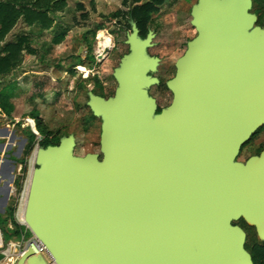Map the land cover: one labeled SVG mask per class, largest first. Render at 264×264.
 <instances>
[{
    "label": "water",
    "instance_id": "95a60500",
    "mask_svg": "<svg viewBox=\"0 0 264 264\" xmlns=\"http://www.w3.org/2000/svg\"><path fill=\"white\" fill-rule=\"evenodd\" d=\"M251 6L194 8L199 36L160 114L148 96L159 84L148 76L160 63L147 56L155 36L141 41L135 28L117 96L91 94L104 160L75 156L73 137L39 148L26 216L35 241L17 264H254L234 224L243 219L264 241V152L237 162L264 128V29Z\"/></svg>",
    "mask_w": 264,
    "mask_h": 264
},
{
    "label": "rangeland",
    "instance_id": "374dc122",
    "mask_svg": "<svg viewBox=\"0 0 264 264\" xmlns=\"http://www.w3.org/2000/svg\"><path fill=\"white\" fill-rule=\"evenodd\" d=\"M66 1L68 6L64 12L50 15L54 21L51 30H43L40 25L30 27L21 19L1 43V47L5 48L28 39L23 51V63L0 82V90L14 87L13 103L16 107L12 118L0 116V186L4 183L8 185L6 189L13 187L6 205L3 199L7 192H0V231L4 240L3 244L0 238V255L8 249L11 241H16L18 247L17 255H10L11 250L7 251L8 258L0 261V264H13L18 259L20 249L24 252L35 241L32 234L7 242L3 232V222L12 218L30 231L26 222H22L20 211L27 197L33 170L39 168L37 164L33 165V153H29L32 135H40L36 129L35 116L40 115L51 135L50 140L59 141L57 146L63 140L73 137L76 140L75 156L85 158L97 155L101 161L104 160V120L98 117L93 125L89 123L90 119H97L90 107L91 94L105 100L115 98L119 88L115 78L116 70L132 54L129 38L134 34L137 23L132 13L145 4H137L134 0ZM162 1L164 5L152 14L150 26L156 39L147 51V56L160 59L158 70L149 73V76L161 82L150 89L149 96L156 99L159 107L164 110L172 102L166 93V84L176 78L177 63L185 56L196 32L190 24V12L181 11L182 0ZM60 35L63 39L56 45L55 41ZM108 38L112 40L113 48L109 57L100 63L96 54L100 51V42ZM78 67H82L81 72L85 74L80 73ZM37 145H34V150ZM262 152L264 128L253 136L237 162L247 164ZM22 161L26 173L19 182L15 180ZM7 163L9 170L2 173V167ZM20 184L22 192L18 195ZM11 222L7 225L9 231L14 229Z\"/></svg>",
    "mask_w": 264,
    "mask_h": 264
},
{
    "label": "trees",
    "instance_id": "16d2710c",
    "mask_svg": "<svg viewBox=\"0 0 264 264\" xmlns=\"http://www.w3.org/2000/svg\"><path fill=\"white\" fill-rule=\"evenodd\" d=\"M145 0H134L135 3H141ZM66 0H0V82L3 78L10 76L15 70H17L24 61V47L28 43V39H22L17 44H10L5 48L1 47V43L6 40L8 35L13 31L21 19H24L28 26L34 27L40 25L43 30H51L54 21L50 18L51 14L62 13L67 8ZM154 10L151 8H138L133 11L132 16L137 20V27L141 28L142 24L145 25ZM63 36L60 35L55 43H60ZM15 97V89L5 88L0 90V115L5 114L12 118L16 112V107L13 103ZM161 113V110H159ZM36 129L40 133V140L37 136L32 135L31 146L29 153H33L34 145L39 144L41 148L47 149L50 146H57L59 141H51V135L47 131V128L40 117L35 116ZM98 119H90V124L93 125ZM32 124V123H31ZM263 129V128H262ZM87 130V128H85ZM260 131V130H259ZM258 131V132H259ZM258 132L254 135L256 136ZM253 138V137H252ZM246 145L243 147L242 151ZM19 165H25L22 161ZM24 175L17 176L15 181L21 182L26 173V166H24ZM22 185H19L17 194L19 195ZM13 222L14 229L9 231L7 228L8 222ZM11 222V223H12ZM235 225L241 227L248 235L246 242V250L252 255L254 264H264V241L258 238L255 228H251L242 219ZM12 228V226H10ZM3 232L7 242L13 238L22 239L25 236H32L31 231H27L24 227L20 226L14 218L3 222ZM11 253L10 255L18 254V247L16 241H11ZM4 259L3 255H0V261Z\"/></svg>",
    "mask_w": 264,
    "mask_h": 264
},
{
    "label": "flooded vegetation",
    "instance_id": "af4514ba",
    "mask_svg": "<svg viewBox=\"0 0 264 264\" xmlns=\"http://www.w3.org/2000/svg\"><path fill=\"white\" fill-rule=\"evenodd\" d=\"M151 0H145V1H143V2H141V3H137V4H142V3H144L145 2V4H143V5H141V7H138V8H143V7H145V8H151V9H153L154 10V13L155 12H157L158 10H159V8L161 7V6H163L164 4H163V1L162 0H155V1H151ZM147 2V3H146ZM182 5H181V11H184V12H190L189 13V17H190V24H191V26H192V28L194 29V31L196 32V36H195V38L193 39V41L194 40H196V38L199 36V32H198V30H197V28L194 26V20H195V18H194V16H193V11H194V8H196V7H198L199 5H200V3H201V0H182ZM137 8V9H138ZM136 9H134V11H135ZM154 13H152V14H154ZM152 14H151V16H150V19H149V21L145 24V25H143L142 24V26H141V28H138L137 27V23H135V26H136V28L139 30V36H138V38L141 40V41H145V40H147L148 39V37H149V35L150 34H153L154 36H155V38H154V40L156 39V35L153 33V31H152V29H151V26H150V23H151V20H152ZM249 14L251 15V16H253V17H255V21H254V28H260V29H264V0H252V6H251V9L249 10ZM134 18V17H133ZM135 19V18H134ZM153 40V41H154ZM192 41V42H193ZM190 44V43H189ZM131 46V45H130ZM152 46H153V42H152ZM152 46L150 47V48H148L147 49V51H149L151 48H152ZM188 50H189V45H188ZM188 52V51H187ZM187 52H186V54H187ZM99 53V54H98ZM97 54H96V58L97 59H100V63H102L105 59H107L108 57H109V55L106 57V58H102L101 57V54H100V51L98 52ZM185 54V55H186ZM103 60V61H102ZM148 76H149V74H148ZM149 77H151V76H149ZM152 78V77H151ZM159 80V83L161 82V80L160 79H158ZM174 80V79H173ZM172 81V80H171ZM171 81H169L167 84H166V93L168 94V96L170 97V98H172V102H171V104L169 105V106H167V108L166 109H164V110H162L160 107H159V105H158V102H157V107H158V114H160L159 113V110H161V112L162 111H165V110H168L172 105H173V103H174V100H175V95H174V93H173V91L170 89V87H169V83L171 82ZM157 85H159V84H157ZM157 85H154V86H157ZM154 86H152V87H154ZM152 87H150V88H148V96L150 95V89L152 88ZM119 88H120V84H119ZM118 88V89H119ZM117 92H118V90H117ZM117 92H116V95H115V97L117 96ZM97 97H99V96H97ZM150 97V96H149ZM100 98H102V97H100ZM150 98H152V97H150ZM154 99V98H153ZM156 100V99H155ZM157 101V100H156ZM93 118H96V117H93ZM97 119H98V117H97ZM263 153V152H262ZM261 156V155H260Z\"/></svg>",
    "mask_w": 264,
    "mask_h": 264
},
{
    "label": "bare ground",
    "instance_id": "6f19581e",
    "mask_svg": "<svg viewBox=\"0 0 264 264\" xmlns=\"http://www.w3.org/2000/svg\"><path fill=\"white\" fill-rule=\"evenodd\" d=\"M112 48H113L112 40L110 38H108L107 40L103 39L100 42V45H99V50H100L101 57L102 58H106L109 55L110 50ZM37 159H38V152L35 153V155L33 157V165H35L37 163ZM34 172H35V169L33 170L32 174H34ZM32 178H33V175H32V177L30 178V181H29L27 197H26L24 203L22 204L21 211H20V218H21L23 223L26 222V216H27V210H28V202H29V197H30V193H31V190H32V182H33ZM34 248H35V250L38 249L36 246ZM9 250H11V244H10V249ZM20 255H21V251H19V256Z\"/></svg>",
    "mask_w": 264,
    "mask_h": 264
},
{
    "label": "built area",
    "instance_id": "2783aa9c",
    "mask_svg": "<svg viewBox=\"0 0 264 264\" xmlns=\"http://www.w3.org/2000/svg\"><path fill=\"white\" fill-rule=\"evenodd\" d=\"M77 69H78V71H79L80 73H82V72H81V71H82V67H78ZM84 71L86 72L85 69H84ZM82 74H85V73H82ZM35 134H36L38 137H40L39 134H37V133H35ZM39 148H40V145L38 144L37 147L35 148L33 154H32L33 156L35 155V153L38 152ZM19 166H20V168H19V170H18V176H23V175H24V168H25V167H24V165H19ZM12 192H13V187H12ZM12 192H11V193H12ZM24 194H25V192H24ZM24 194H22V196H21L22 200H23V198H24ZM0 238H1L2 242H3V244H4V240H3V236H2L1 231H0ZM33 242H34V241H33ZM33 242H32V243H33ZM30 246H31V244H30ZM30 246H29V247H30ZM29 247H28V249H29ZM36 247L38 248V249H37L38 253L45 254V250H44V248H43L42 246L38 245V246H36ZM9 249H10V243L8 244V249L3 253L4 258H6V259L8 258L6 252L9 251ZM28 249H26V250L23 252V249L21 248V249H20V251H21V255L18 257L17 261L14 262L13 264H16V263L18 262V260L23 256V254H24ZM22 252H23V253H22Z\"/></svg>",
    "mask_w": 264,
    "mask_h": 264
},
{
    "label": "crops",
    "instance_id": "0c3cea01",
    "mask_svg": "<svg viewBox=\"0 0 264 264\" xmlns=\"http://www.w3.org/2000/svg\"><path fill=\"white\" fill-rule=\"evenodd\" d=\"M0 116H5L6 117V115L5 114H2V115H0ZM17 119V118H16ZM3 172L2 173H7V171L9 170L8 169V163L7 164H4L3 165ZM7 184H1V186H0V192L2 193V192H4V193H6L5 195H8L9 194V191H10V189L12 188V187H10V188H8V189H6L7 188ZM7 197V196H6Z\"/></svg>",
    "mask_w": 264,
    "mask_h": 264
}]
</instances>
